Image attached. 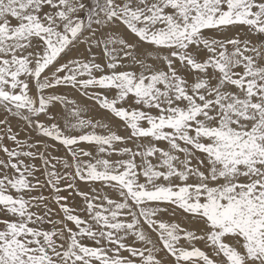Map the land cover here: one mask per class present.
<instances>
[{
  "label": "snow or ice",
  "instance_id": "6c2138e0",
  "mask_svg": "<svg viewBox=\"0 0 264 264\" xmlns=\"http://www.w3.org/2000/svg\"><path fill=\"white\" fill-rule=\"evenodd\" d=\"M0 264H264V0H0Z\"/></svg>",
  "mask_w": 264,
  "mask_h": 264
},
{
  "label": "rangeland",
  "instance_id": "374dc122",
  "mask_svg": "<svg viewBox=\"0 0 264 264\" xmlns=\"http://www.w3.org/2000/svg\"><path fill=\"white\" fill-rule=\"evenodd\" d=\"M59 155H62L63 153L61 152V153H58ZM78 199V198H77Z\"/></svg>",
  "mask_w": 264,
  "mask_h": 264
}]
</instances>
